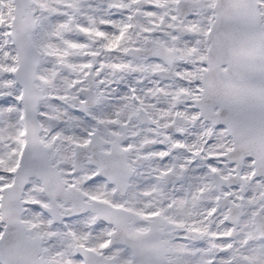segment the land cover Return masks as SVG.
Returning <instances> with one entry per match:
<instances>
[{
  "label": "snow or ice",
  "instance_id": "1",
  "mask_svg": "<svg viewBox=\"0 0 264 264\" xmlns=\"http://www.w3.org/2000/svg\"><path fill=\"white\" fill-rule=\"evenodd\" d=\"M0 264H264V0H0Z\"/></svg>",
  "mask_w": 264,
  "mask_h": 264
}]
</instances>
